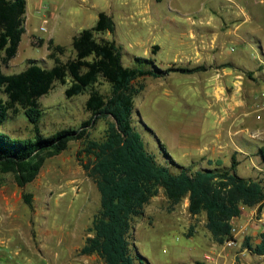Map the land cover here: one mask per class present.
<instances>
[{
	"label": "trees",
	"instance_id": "1",
	"mask_svg": "<svg viewBox=\"0 0 264 264\" xmlns=\"http://www.w3.org/2000/svg\"><path fill=\"white\" fill-rule=\"evenodd\" d=\"M25 4V0H0V89L6 93L5 98L0 96V123L8 111L17 112L20 107L36 122L41 115L38 97L55 80L67 83L66 95L87 91L85 104L92 116L78 129H63L52 137L40 135L37 125L34 138L16 139L0 132V176L12 172L15 182L24 186L35 178L46 157L65 149L70 139L79 140L76 156L99 190L100 205L78 252L96 254L99 264H149L132 240V222L160 188L169 209L187 196L191 214L204 211L205 225L214 241L234 238L231 218L240 213L241 205L257 204L261 208L264 173L257 177L238 174L234 154L227 167L193 168L172 158L169 164L159 162L133 123L134 95L145 85L140 78L161 75L170 69L193 71L204 65L161 69L151 57L142 55L132 56L134 63L125 64L121 46L113 38L97 36L115 29L112 15L99 10L92 25L72 36V56L63 59L66 45L48 38L52 65L44 66L31 59L23 69L5 73L1 65L16 54L25 30ZM103 80L110 84L107 91L98 86ZM97 118H103L106 124L98 138L91 137L88 129ZM261 152L264 155L263 149ZM31 196L29 191L22 193L30 206ZM243 241L251 251L264 253V229L258 242L253 244L247 236Z\"/></svg>",
	"mask_w": 264,
	"mask_h": 264
},
{
	"label": "rangeland",
	"instance_id": "2",
	"mask_svg": "<svg viewBox=\"0 0 264 264\" xmlns=\"http://www.w3.org/2000/svg\"><path fill=\"white\" fill-rule=\"evenodd\" d=\"M54 1L57 6L48 15L46 30L39 27L41 13L36 11L33 3L27 1L25 31L16 54L8 63L1 65L3 72L19 71L31 59L44 66L52 65L53 59L48 56L44 43V38L52 34L55 40L65 43L67 47L62 58L72 56L73 50L68 43L70 34L76 32L78 26L93 24L99 10L112 13L116 30L98 33L97 36L114 40L118 37L121 46L135 54L150 57L142 48H130L128 45L127 24L120 18L124 14L120 7L122 0ZM198 1L201 4L209 2ZM123 59L125 63H134V59L130 61L128 55H124ZM160 59V56L156 59L159 66L168 63L164 56L162 61ZM171 72L169 76L147 75L146 79L145 76L140 78L145 85L134 95L133 123L142 134L147 149L155 154L159 162L169 164L172 158L179 164L197 163L200 156L211 153L214 142V125L211 122L214 116L208 114V119L202 118L200 100L203 97L192 96L190 92L184 95L183 91L191 87L187 81L181 80L192 79L193 75L185 71ZM66 85L55 80L52 87L38 97L41 115L36 122L31 121L20 107L17 112L8 111L0 123V132L18 139L34 138L35 125L43 137H52L63 129H78L84 120L92 116L85 104L88 92L66 95ZM98 86L107 91L110 84L103 80ZM0 96L6 97L1 89ZM105 125L103 118H97L88 126L90 136L101 137ZM79 147V140L70 139L65 149L45 158L38 174L24 186L15 182L12 172L1 173L0 243L7 242L14 248L24 245L27 248L28 241H31L38 248V254L45 257L49 264L51 261L53 264H99L96 254L78 252L88 233L92 215L100 205L99 190L77 159ZM80 157L86 159L83 153H80ZM222 159L225 163L223 156ZM237 172L243 176L249 174L242 165H237ZM23 191L32 193L31 206L24 201ZM187 203L185 196L169 209L166 196L160 188L145 204L143 213L134 217L132 240L149 264L215 263L207 255L212 257L214 251L220 253V249L213 246L211 233L205 225V212L191 214ZM8 254L4 247H0V264L7 263L6 257L19 261L13 254ZM235 261V264H246Z\"/></svg>",
	"mask_w": 264,
	"mask_h": 264
},
{
	"label": "crops",
	"instance_id": "3",
	"mask_svg": "<svg viewBox=\"0 0 264 264\" xmlns=\"http://www.w3.org/2000/svg\"><path fill=\"white\" fill-rule=\"evenodd\" d=\"M29 1L47 19L57 6L54 0ZM120 7L124 12L120 18L127 24L129 47L142 48L156 66L164 69L204 65L202 69L186 71L193 78L181 81H187L191 87L183 91L184 95L190 92L192 96L203 97L200 100L202 118L213 114L214 142L209 155L203 154L197 163L182 165L227 167L234 154L238 161L236 171L237 165H242L249 173L246 176L257 177L264 173L261 152L262 149L264 152V0H209L204 4L198 0H122ZM81 28L78 26V30L70 34L68 43ZM48 38L61 43L53 34L48 35L44 38L46 47ZM115 42L121 46L120 38H115ZM121 48L122 59L128 55L131 61L132 56L138 55ZM158 56L160 61L164 56L168 63L159 66ZM171 71L180 70L170 69L157 76H169ZM231 223L235 227L234 244L213 240L214 248L220 249V253L215 250L208 258L214 260V264H235V259L246 264H264V253L251 251L243 241L246 236L253 244L259 241V233L264 229V200L260 209L257 204L241 205L240 213L231 218ZM0 247L19 259L6 257V264H49L31 241L27 248L24 245L10 247L7 242L0 243Z\"/></svg>",
	"mask_w": 264,
	"mask_h": 264
},
{
	"label": "built area",
	"instance_id": "4",
	"mask_svg": "<svg viewBox=\"0 0 264 264\" xmlns=\"http://www.w3.org/2000/svg\"><path fill=\"white\" fill-rule=\"evenodd\" d=\"M47 21H48L47 17H46V16H43V17H42V21H41L40 26H39L41 30H46V29H47V27H46V23H47ZM234 231H235V227L232 226V232H233V235H234ZM225 242H226L228 245H232V244H234V242H235V237H234V238H230V239H226ZM207 256H208V255H207Z\"/></svg>",
	"mask_w": 264,
	"mask_h": 264
}]
</instances>
